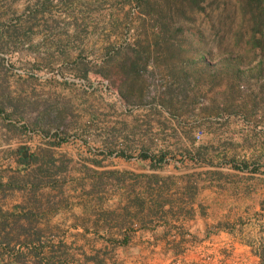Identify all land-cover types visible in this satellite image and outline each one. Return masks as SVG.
Here are the masks:
<instances>
[{"label": "rangeland", "instance_id": "obj_1", "mask_svg": "<svg viewBox=\"0 0 264 264\" xmlns=\"http://www.w3.org/2000/svg\"><path fill=\"white\" fill-rule=\"evenodd\" d=\"M7 155L32 156L52 206L83 207L100 233L147 215L262 235L264 0H0ZM18 222L0 264H163L116 230L78 243Z\"/></svg>", "mask_w": 264, "mask_h": 264}, {"label": "crops", "instance_id": "obj_2", "mask_svg": "<svg viewBox=\"0 0 264 264\" xmlns=\"http://www.w3.org/2000/svg\"><path fill=\"white\" fill-rule=\"evenodd\" d=\"M33 160L32 156H0V164L4 168L0 169V243L9 242L8 230L12 220L19 221L18 227L68 228L70 240L78 243L87 241L91 230L100 233L91 229L89 211H84L83 207H71L69 211L52 206L51 194L54 191L48 181H43V173L37 171V163ZM71 213L75 216H71ZM217 220L196 216L193 219L175 220L167 216L155 225L153 216L146 215L131 228L121 223L107 224L100 234L101 238L109 241L115 235L118 236L116 241L120 243H145L147 261L155 260L160 254L163 264L169 256L177 258V264H264L261 255L264 251V233L249 235L251 226L242 225L238 228L233 221L229 227L219 228ZM47 222L49 225H46ZM175 222L179 233L175 235L170 231L166 235L167 227H174L172 223ZM239 230L242 232L238 233ZM19 238L22 236L19 235ZM167 243L176 246L172 249L163 246L159 253L157 246Z\"/></svg>", "mask_w": 264, "mask_h": 264}, {"label": "trees", "instance_id": "obj_3", "mask_svg": "<svg viewBox=\"0 0 264 264\" xmlns=\"http://www.w3.org/2000/svg\"><path fill=\"white\" fill-rule=\"evenodd\" d=\"M137 53H139V52H137ZM138 56V55H137ZM139 60H141V58L140 57H138V58H136V59H134V60H132L131 62H130V66H129V68L132 70V69H136L139 65ZM129 73V70H127L126 71V74H128ZM261 255H263V260H264V251H262L261 252ZM264 262V261H263Z\"/></svg>", "mask_w": 264, "mask_h": 264}, {"label": "water", "instance_id": "obj_4", "mask_svg": "<svg viewBox=\"0 0 264 264\" xmlns=\"http://www.w3.org/2000/svg\"><path fill=\"white\" fill-rule=\"evenodd\" d=\"M23 156H25V151L23 152Z\"/></svg>", "mask_w": 264, "mask_h": 264}]
</instances>
